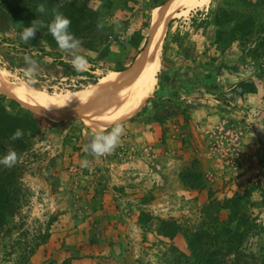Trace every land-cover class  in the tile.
<instances>
[{
	"label": "rangeland",
	"instance_id": "374dc122",
	"mask_svg": "<svg viewBox=\"0 0 264 264\" xmlns=\"http://www.w3.org/2000/svg\"><path fill=\"white\" fill-rule=\"evenodd\" d=\"M43 1L50 10L48 20L62 13L70 20L89 21V29L81 35L97 39L98 50H79L94 61L98 51L110 50L105 61H95L99 78L118 64L131 65L138 54L131 39L148 31L145 22L153 3ZM257 2L210 0L173 14L157 46L156 85L129 118L116 122L124 132L113 153L97 157L85 149L98 130L109 131L116 123L92 127L74 116L53 124L58 121L38 114L42 132L30 138L29 147L17 153L12 166L20 177L13 185L18 201L0 225V264H32L30 259L40 247V261L33 264H77L82 258L77 248L82 243L93 245L102 235L118 243L104 256L114 264H173L180 252H189L185 232L200 224L205 211L216 210L221 219L228 218L229 209L217 205L213 210L210 200L223 202L235 192L244 195L243 212L254 223L245 245L251 251L264 250V5ZM0 3L11 10L28 0ZM153 11L154 7L151 21ZM225 13L242 16L226 23V41L215 36L221 28L216 17L224 19ZM235 27L240 30L233 31ZM212 61L215 84L190 80L195 70L201 72ZM171 64L175 81L193 86L179 93L182 107L158 121L155 109L149 107L158 100L160 77ZM90 66L87 63L85 70ZM19 73L9 71L0 58L2 79L18 86L37 82L32 74ZM60 75L53 72L33 88L57 93L87 85L80 82L85 76ZM85 159L88 166L82 167ZM182 174L197 186L187 185ZM162 220L175 222L181 230L173 238L162 235ZM45 253L50 257L44 263ZM105 258L100 257L99 263L108 264Z\"/></svg>",
	"mask_w": 264,
	"mask_h": 264
},
{
	"label": "trees",
	"instance_id": "16d2710c",
	"mask_svg": "<svg viewBox=\"0 0 264 264\" xmlns=\"http://www.w3.org/2000/svg\"><path fill=\"white\" fill-rule=\"evenodd\" d=\"M40 1L28 0V4L26 3L17 9L11 8L12 11L15 10L17 14H21L22 18H18L11 12L9 9L10 5L5 6L0 3V58H2L5 67L11 72L19 70L21 76H24L25 73L32 74L37 82L28 80V84L31 86H40V81L45 80V77H50L53 72L56 75L61 73L62 75L60 76L68 79L76 76H85L80 82L87 85L95 83L99 79L98 74H96L95 61H105L110 50L107 48L104 51L105 53L98 51L95 61L83 50L82 52L78 50V54L84 55L91 66L84 71H75L71 63L70 53L68 52L64 56L62 50L58 48L55 39L49 33L46 25L52 21L48 20L51 16L50 10L46 7L47 4L44 1V4ZM165 1L153 0L152 5L149 7L150 12L145 22V28L148 31L151 23V9L157 5L164 4ZM40 4L45 7L44 13L37 12ZM257 4L264 5V0H258ZM241 18L242 16L236 13L232 16L225 13L224 19L217 16L216 24L221 28L216 30L215 36L220 40L226 41V35H228L224 29L226 23ZM34 19L37 22H42L45 26L41 27L40 31L38 30L35 37L30 39L29 42H24L20 39V33ZM88 22V20H74L72 18L70 31L82 41L81 47L93 52L98 50V47H96L97 39L87 40L81 35V33L87 32L89 29L90 24ZM249 23L254 25L251 21ZM243 25L248 26L245 22ZM239 30V27L233 29V31ZM148 31L143 36L136 33L131 39V44L137 46L138 53L144 47L143 44L147 42ZM140 39L141 42H139ZM163 48H166V44H164ZM26 58L37 62L34 72L29 71L30 65L26 63ZM126 67L127 65L118 64L113 69L123 70ZM214 69H216L214 61L205 63L203 70L201 72L195 70L190 80L195 79L194 82L196 83L203 80V83L215 84ZM168 71L167 74L160 77V82L163 83V86L162 91L156 93L158 100L149 107L151 110L155 109L158 121H162L164 117L176 112L177 108H181V104L178 103L179 93L190 91L193 86V84L192 86L189 83L186 84L185 80L175 81L174 64H171ZM79 88L77 87L76 89ZM41 121L42 118L38 113L24 108L16 100L0 93V157L6 155L10 150L16 153L26 151L29 147L30 138L42 132ZM65 122L62 121V123ZM58 123L53 122V124ZM18 128L23 131V136L13 141L10 137ZM19 178L15 167L9 168L0 165V225L6 223L7 216L13 211L14 203L18 201L16 188L13 185L19 182ZM182 179L190 187L197 186L183 174ZM247 192V195H249L250 191ZM244 199V195L239 192H235L233 196L226 198L223 202L211 199L209 202L210 208L214 210L219 205L220 208L229 209L228 218L221 219L219 211L216 212V210V213L214 212L213 214L205 211L200 224L194 230L187 229L185 232L189 252H180V258L174 259L173 264H264V250L251 251L245 245V241H248L251 235L254 223L250 219L249 213L246 210L243 212L246 201ZM162 224L164 229H161V234L169 238H173L181 230V227L175 222L169 224L168 221L162 220Z\"/></svg>",
	"mask_w": 264,
	"mask_h": 264
},
{
	"label": "bare ground",
	"instance_id": "6f19581e",
	"mask_svg": "<svg viewBox=\"0 0 264 264\" xmlns=\"http://www.w3.org/2000/svg\"><path fill=\"white\" fill-rule=\"evenodd\" d=\"M208 1L167 0L155 6L152 17L155 25L149 49L140 54L134 64L135 59L123 70H110L95 83L75 90L50 93L37 91L31 85H14L0 77V93L55 121L78 116L92 127H105L125 120L156 85L160 66L157 46L169 19L182 7Z\"/></svg>",
	"mask_w": 264,
	"mask_h": 264
},
{
	"label": "clouds",
	"instance_id": "9594fccd",
	"mask_svg": "<svg viewBox=\"0 0 264 264\" xmlns=\"http://www.w3.org/2000/svg\"><path fill=\"white\" fill-rule=\"evenodd\" d=\"M37 12L44 13L45 7L40 4L37 8ZM71 20L64 16L62 13L55 14L53 20L46 25L49 33L55 39L59 49L67 51L71 55V63L75 71H84L88 63L87 58L84 55L78 54V50L81 48L82 41L77 38L70 31ZM45 25L42 22H37V20H32V22L25 26L20 33V39L24 42H29L30 39L35 37L36 32L41 27ZM98 27L102 25L98 24ZM26 63L30 65L29 71L34 72L36 61L28 60L26 58ZM124 132V128L121 124L116 123L111 127L109 131L98 130L94 136L91 137L89 144L87 145L85 151L89 152L93 156L102 157L113 153L119 146L121 135ZM23 136V131L21 129H16L11 135V140L20 139ZM18 160V155L15 151H8L6 155L0 157V165L6 167H12L16 164ZM89 161L87 159L83 160L81 163L82 167H87Z\"/></svg>",
	"mask_w": 264,
	"mask_h": 264
},
{
	"label": "crops",
	"instance_id": "0c3cea01",
	"mask_svg": "<svg viewBox=\"0 0 264 264\" xmlns=\"http://www.w3.org/2000/svg\"><path fill=\"white\" fill-rule=\"evenodd\" d=\"M109 228H110V226H109ZM106 232L109 235L111 234V231L110 230H107ZM102 233H104V232H102ZM112 235H113V233H112ZM115 240L116 239H112L113 242ZM112 241L111 240H109V242L106 241L105 236L102 235V236H100V240L98 242L93 243V245H88L86 243H82V247L80 245L77 248V250L79 251V253H81L82 258L77 259L76 263L77 264H100L99 263V261H101L100 257L103 256V258H105L107 255L111 254L108 251L109 250H112L114 248L115 244L116 245L118 244V243L112 244ZM107 245L110 246V247H108ZM107 248H110V249H108V251H107L106 250ZM106 252H107V254H106ZM41 254H42V247H40L36 251V253L33 255V257L30 259L32 261V264L35 263V259H37L38 261H40L39 259L41 258ZM83 254H86V255L84 256ZM87 254H89V257L87 256ZM92 255H93V257H92ZM124 255H125V253H124ZM49 257L50 256L49 255L46 256V253H45L43 255V257H42V261H44V263H45L49 259ZM105 259H107L105 261L108 264H114V263H116V261H111L112 260L111 258H105ZM51 260H52V258H51Z\"/></svg>",
	"mask_w": 264,
	"mask_h": 264
},
{
	"label": "water",
	"instance_id": "95a60500",
	"mask_svg": "<svg viewBox=\"0 0 264 264\" xmlns=\"http://www.w3.org/2000/svg\"><path fill=\"white\" fill-rule=\"evenodd\" d=\"M154 22L153 21H151V23H150V27H149V35H148V39H147V42H146V44H145V46H144V48L143 49H141V51L137 54V56H136V58H135V60L133 61V64L136 62V60H137V58H138V56L140 55V54H142L143 52H145L146 50H148L149 49V46H150V41H151V39H152V35H153V31H154ZM12 99V98H11ZM15 100V99H14ZM18 102V101H17ZM19 103V102H18ZM21 105V104H20ZM22 106V105H21ZM25 108V107H24ZM28 109V108H27ZM29 110H31V109H29ZM31 111H33V110H31ZM33 112H35V111H33ZM35 113H37V112H35ZM39 114V113H38ZM65 121H67V120H65ZM59 122V121H58Z\"/></svg>",
	"mask_w": 264,
	"mask_h": 264
}]
</instances>
